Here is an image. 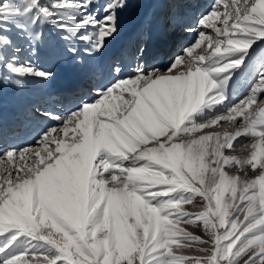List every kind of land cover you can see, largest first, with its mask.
<instances>
[{
  "label": "snow or ice",
  "instance_id": "obj_1",
  "mask_svg": "<svg viewBox=\"0 0 264 264\" xmlns=\"http://www.w3.org/2000/svg\"><path fill=\"white\" fill-rule=\"evenodd\" d=\"M187 2L167 5L178 16ZM126 6L127 0H0V82L53 78L35 59L43 24L62 33L67 52L84 44L92 55L119 31ZM215 31V47L209 38L212 51L194 60L189 45L168 64L149 66L141 48L131 74L97 87L64 115L33 110L52 122L36 141L42 146L5 143L0 151L9 163L27 161L0 172V264H264V119H255L257 110L264 117V69L244 100L193 119L202 106L229 101L228 81L264 39V0H244ZM204 36L199 31L198 39ZM239 52L245 55L234 58ZM114 90L131 93L119 116L96 99ZM238 110L245 120L234 132L212 130ZM249 134L255 143L247 154H234L238 138Z\"/></svg>",
  "mask_w": 264,
  "mask_h": 264
},
{
  "label": "rangeland",
  "instance_id": "obj_2",
  "mask_svg": "<svg viewBox=\"0 0 264 264\" xmlns=\"http://www.w3.org/2000/svg\"><path fill=\"white\" fill-rule=\"evenodd\" d=\"M192 1H194V0H192ZM4 2H16V0H4ZM42 2H47V0H42ZM104 2H105V0H100L101 4ZM158 3H162L163 5H166L167 0H127V6L119 12V31L106 42L105 47L100 52L94 53L92 55H87L84 52V48H85L84 44L78 45L79 51L76 54H72V53L67 52L66 51V47H67L66 42L61 39L62 33L52 24H47V23L43 24L42 28L44 31V43L40 46L39 55L35 59L40 64V66L45 67V68H50L53 71V73H54L53 78H51L49 80H41L39 78L29 77L25 80V83L22 86H18L14 83L0 82V103H1V99L6 100V98H9V97H12L15 101L22 100V101L27 102L29 104L33 103L35 98L41 97L42 92L48 91L52 86H58V83L61 82L62 77H63V75L67 69H68V72H73L75 69H77V71H79L80 73L87 74V69L90 68V65L96 64V65H93L94 70H100L101 77H102V75L105 74L106 75L105 79H107V76L110 73L117 74L118 73L116 71L117 67L120 68V72H121V70L124 68L122 66H123V62L125 60V56H126L125 53H122L120 56H118V58L114 57L116 59L112 60V67L113 68L111 67V71L109 73H107V68H105L106 73L102 74V72H104V71L103 70L101 71V69H99V68H104L103 60H105L106 56L108 55L107 50L113 49V46H116L124 37H126L125 34L127 32V29L129 30V35L127 37L128 39H129V36L131 38H132V36L137 38L139 35H141L143 37V39L142 38H140V39H142V41H143L146 38L147 39L146 42L149 43L150 38H147L149 36L147 31L151 30V28L154 27L156 20L159 18V12H158L159 10L158 9L161 10V8L163 7V6H158L159 5ZM214 5H215V12H216L215 15L212 14ZM166 7H168V5ZM210 7H212L209 9L210 12L207 11V13H206L208 19L211 15H213L215 18L217 17L216 19L218 20V18H220L221 15H222L221 18H223V15H227V14L233 12V10H230L231 8L229 7V1L228 0H215L212 2V5ZM229 20H231L230 25L235 23V17L234 16H232V18ZM149 21L151 22L150 24L148 23ZM208 21L209 20H205L204 26L205 27L211 26L210 27L211 28V34H210L209 38H211L212 46L214 48L215 47V41L217 40V34L215 31L216 28H215V26H213V23L208 22ZM196 22H198V21H196ZM214 23H216V22H214ZM204 26H202V27H204ZM208 27H207V29H208ZM222 27H219V28H222ZM203 32L205 33V31H203ZM236 36H237V34L235 33V31L233 29H230L229 30V37L236 38ZM194 39L200 40V39H198V35L195 36ZM209 42H207V43L209 44ZM20 43H24V42L20 41ZM224 46L225 45H221V48H222L221 54H223ZM184 47L185 46L183 45V47H181V48H184ZM207 51L210 52V48H208ZM137 52L139 55H141V53L138 50H137ZM261 53L263 54V56ZM27 55H28V52L26 49L24 51V53H22V56H27ZM242 55H245V53H243V52L236 53L234 58H238L239 56H242ZM134 56H135V54H133V57ZM137 59H138V61L135 59L136 63L134 64V68L136 67V65L138 63H141L140 57H138ZM150 59L151 58H146V57L143 58V60H145L146 65L151 66L150 61H152L154 59V57L151 60ZM185 60L187 62V59H185ZM148 61H149V64H148ZM129 63H132V61H129L125 68L130 67ZM70 64H71V66L69 67ZM263 65H264V39H261V40H257L251 46V48L248 50L247 54L245 55L244 65L240 69L235 70L236 74L233 75L234 81L232 83V87H234V86L236 88L238 87V89H239L238 91H240V92L241 91L245 92L246 90H248L250 88V86L252 87V84L255 82V80L257 78V74L261 71ZM134 68H131V70H133ZM249 68H250V70L248 72ZM244 75H245V77H243ZM113 77H114V81L107 79V82L110 81V83H112V82H117L120 80V79H116V76H113ZM241 77H243V78L241 79ZM241 80H243V81L240 84ZM230 83H231V80L228 81L227 87ZM99 85H100V83H99ZM232 87H231V89H232ZM96 88L97 87H95V89ZM231 89H230V91H231ZM115 92L118 93V96L121 97V92L119 90H114L110 94L108 101H107L109 106L103 105L101 110H111L113 108H116L118 110L117 115L119 116L120 113H122L124 111V109H123V104H120V106H118L119 101L116 102L114 100V96H115L114 93ZM90 95L95 96L93 93H90ZM72 96H73V99H75L73 102L79 101L78 98L75 96V94L72 93ZM130 96H131L130 91H125L123 93V96L121 97V99L124 102V100L130 98ZM230 96L231 95L229 94V98H230ZM83 97H85V96H82L81 99ZM102 97L103 96L98 97L96 99L101 100ZM230 101L231 100L229 99V101L225 102L224 105L215 106L216 109H214V107H211V106H208V107L204 106L194 114L193 119L196 122H200V121L210 119L211 117H214L217 114H219L220 112L224 111L229 106V104H227V103H229ZM1 105H5V103L2 102ZM1 105H0V107H1ZM217 109H219L217 113L209 112V111H215ZM251 110H252L251 108L248 109L249 112H251ZM65 113L66 112H61L60 115H64ZM202 115H204L203 116L204 118L198 117V116H202ZM240 118L245 120V116L241 115V116L237 117V119L232 120V122H221L220 125H213L212 130L220 131V129H222L224 127L223 126L224 124H230V125H232V127H229L227 130L229 132H234L236 130L234 125L236 124V122L241 121V120H239ZM18 119H19V117H18ZM255 119L257 121H259L260 119H264V117H261L259 115V112H256ZM56 126L58 128L61 127V125H56ZM71 127L72 126L70 125V131L68 133L69 136L74 135V133L71 131ZM258 130H259V125L257 124V131ZM201 131H204V130H201ZM181 134H183V133H181ZM198 134L199 133H190V134H188V137L194 138ZM53 135H56V133H53ZM61 135H63V134H61ZM238 139L239 140L237 141V144L234 146V149H233V151H237V152L234 154L241 155V156L246 155L248 149L251 148V145L253 143H255V139L252 137L251 134L241 136ZM149 143L151 144L152 141H149ZM212 143H213L212 141H209V144H212ZM32 145L33 144L30 143L29 145L25 146V145H21L19 143V146L21 148L30 146L29 147L30 149L31 148L39 149L42 146V145L36 144V142L33 146ZM245 145H247V148L245 147ZM49 147H54V145H49ZM15 162L17 163L16 165H19L20 163H27V161H23V162L22 161H15ZM206 162H207V157H206ZM7 164L8 163L6 161H4V164L1 163V168L6 167ZM16 168H18V167H14V169H16ZM188 230L194 231L198 235L201 234V232H202V229H196L195 227H192V226H190ZM195 254L196 253H194V252L193 253H189V252L185 253V255H195Z\"/></svg>",
  "mask_w": 264,
  "mask_h": 264
},
{
  "label": "bare ground",
  "instance_id": "obj_3",
  "mask_svg": "<svg viewBox=\"0 0 264 264\" xmlns=\"http://www.w3.org/2000/svg\"><path fill=\"white\" fill-rule=\"evenodd\" d=\"M196 0H194V1H192V0H188V2L187 3H185V4H183L181 7H183L182 9V11L184 12V13H190L191 11H192V7L194 6V2H195ZM229 1V7L231 8H229L230 10H234V8L235 7H243V4H244V0H228ZM248 2L249 3H252L253 2V0H248ZM159 5L158 6H167V4L166 5H163L162 3H158ZM203 4H204V2H202V1H200L199 2V6L200 7H204V10H203V12L202 13H199V14H195V20H194V22L192 23V24H190L189 26H187V27H191L192 29H193V31H188V32H191L192 33V35H191V37H187L186 39H185V41L182 43V45L174 52V53H170V52H168L167 53V55H166V57H165V61H164V63L163 64H160V62L157 64V66H160V65H164V64H168L173 58H175L176 56H179L180 54H181V52L184 50V49H186L189 45H193V51H192V53H190V54H188V55H191L192 56V58H193V60L198 56V55H203V54H205V53H209L208 51H207V49L209 48V44L207 43V42H209V37H210V34H211V26L210 27H208V26H204V27H200V26H198V22H196V21H199V19L202 17V15H204V14H206L207 13V11H209V9L210 8H212V7H208L209 5H207L206 3H205V5L203 6ZM212 5V4H211ZM199 7V8H200ZM210 12V11H209ZM218 16V15H217ZM222 17V15L220 16V18H218V20L213 16V15H211L210 17H209V19L208 18H206V20H209L208 22H211V23H213V26H215V28H218V27H222L223 26V20L225 19V17H226V15H223V18H221ZM216 22V23H214V22ZM230 21L231 20H229L228 22H229V24H230ZM197 28H196V27ZM207 27H208V29H207ZM186 28V27H185ZM199 31H205V36H204V38L203 39H200V40H195L194 39V37L195 36H197L198 35V33H199ZM149 35V34H148ZM140 38H142L143 39V37L141 36V35H139L137 38L136 37H130L129 36V39L128 40H130V39H132L133 41H134V43L136 44V48H137V50L138 49H143V45H144V43L146 42V38L142 41V39H140ZM147 38H150L149 36L147 37ZM149 42H150V40H149ZM131 43V42H130ZM148 43V42H147ZM183 45L185 46L184 48H181V47H183ZM127 46H128V43H127ZM110 49V48H109ZM132 49V48H131ZM109 51V54L106 56V58H105V60H103V62H104V67L105 68H108L109 67V63H110V60H111V62H112V59H114V57H117L118 56V54L121 52V51H123L122 50V47H117V49L116 48H114L113 50H107V52ZM212 51V48H210V52ZM154 53H156V52H153L152 50H148L147 51V54H146V58H153L154 57ZM170 53V54H169ZM133 54H135L134 52H131V57H130V61H131V59L133 58ZM150 59V60H151ZM186 59V58H185ZM149 60V61H150ZM149 61H148V64H149ZM182 63H187L186 62V60H184V61H182ZM98 66V65H97ZM104 68V69H105ZM133 70H131V68L129 67V68H123L122 70H121V72H119V73H117V74H113V73H110V74H108V76H107V79H109V80H113L114 81V77L113 76H116V79H121L123 76H125V75H129V74H131V72H132ZM103 73H106L105 72V70H104V72H102V74ZM105 74L104 75H102V77H100V79H101V82H99V79L98 80H96V81H94L93 82V88L94 87H104V86H107L108 84H110V81L109 82H107V79H105ZM98 83H100V85L98 84ZM241 87V86H240ZM250 88H251V86H250ZM250 88L248 89V90H246L245 92H240V91H238L239 89H238V87L235 89V91H233L232 93H231V96H230V102L229 103H227V104H231V103H234V104H238L241 100H244L245 99V97L249 94V91H250ZM115 94V96H114V100L116 101V102H118L119 101V103H118V106H120V104H123L122 102H123V100L121 99V97L120 96H118V93H114ZM59 95H61V94H59ZM58 95V96H59ZM55 98H57V95H55ZM78 98V100L80 101L81 100V97H77ZM84 98V97H83ZM75 99H73V96H72V93L70 92V95L68 96H66V98L64 99V102L61 100V101H57L56 102V104H55V106H56V109H58V112H54L56 115H60L61 114V112H67L68 110H70V109H72V103H73V101H74ZM79 101L77 102V103H79ZM101 101H103V103L100 105V108H102L103 107V105H107V106H109V104L107 103V101H108V98L107 99H105V97H102V99H101ZM13 101H12V108H13ZM69 103H70V105H69ZM63 104H65L64 106H63ZM204 106H209V105H204ZM204 106H202V107H204ZM62 107H65V111H62L61 109H62ZM201 107V108H202ZM241 107H243V105L241 106ZM200 108V109H201ZM214 109H216L215 107H214ZM218 110L219 109H217V110H215V111H209V112H211V113H217L218 112ZM257 112H258V110H257ZM6 111H4L3 112V114L4 115H6ZM224 114H226V113H224ZM18 115H16V117H17ZM204 115H202V116H198L199 118H204L203 117ZM239 116H241V114H240V112H239V110L237 111V113H234L233 114V119L232 120H235V119H237V117H239ZM256 117V116H255ZM18 118V117H17ZM18 120H20V122L22 123L23 122V120H21V117H19V119ZM239 120H243L242 118H240ZM222 122H224V121H222ZM45 125H43L41 128H39V131H38V135L43 131V129H45L46 127H48L52 122L51 121H48V120H45ZM224 127L222 128V129H220V131L219 132H223V131H228L227 129L229 128V127H232V125H230V124H224L223 125ZM235 126V125H234ZM5 142V140H2V141H0V143H4ZM8 143H10V142H8ZM20 143V142H19ZM12 144H16L17 145V142H15V143H12ZM25 146H27V145H25ZM2 149H3V147L2 146H0V151H2ZM4 161H6V160H4L2 157H0V172H3V170L6 168V167H19V165H16L17 163L15 162V161H13V162H11V163H9V162H7L8 164L6 165V167H4V168H1V163L2 164H4ZM6 164V163H5Z\"/></svg>",
  "mask_w": 264,
  "mask_h": 264
}]
</instances>
